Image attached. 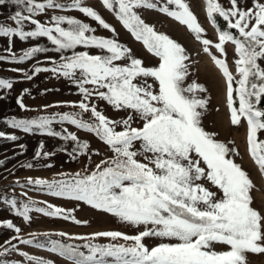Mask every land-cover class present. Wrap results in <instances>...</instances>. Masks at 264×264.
I'll return each instance as SVG.
<instances>
[{
    "label": "snow or ice",
    "instance_id": "1",
    "mask_svg": "<svg viewBox=\"0 0 264 264\" xmlns=\"http://www.w3.org/2000/svg\"><path fill=\"white\" fill-rule=\"evenodd\" d=\"M98 3L157 63L146 64L87 0H0V6L17 8L7 18L11 26L0 23V38H6L7 53L0 55V62L22 64L38 54H58V58L46 57L50 67L33 65L31 74L22 68L12 71L21 73L27 81L38 74L51 73L53 78L73 85L75 94L81 97L78 101L44 106H66L76 111L5 119L4 123L26 134L39 133L71 143L68 154L73 160L81 156L90 160L92 155L103 154L76 132L66 127L57 131L54 125L74 126L102 142L111 155H105L90 172L61 174L63 178L51 182L29 178L20 187L34 186L52 197L83 202L141 230L133 235L101 231L90 237L69 236L70 240L84 241L76 244L52 239L45 232L46 242H41L35 233L31 238H22L21 227L11 219L2 220L0 228L14 234L0 244V257L17 253L27 264H55L51 259L22 251L20 245H25L46 249L68 264H264V207L255 206L252 193L256 185L235 161L240 153L229 146L231 142L206 130L204 120L210 111V97L203 84L189 82L192 62L187 50L146 16L156 13L185 26L202 44L203 52L211 55L225 84L230 125L245 128L247 152L264 174V140L260 139L264 134V0H228L227 7L219 0H206L207 18L216 26L217 42L203 38L205 29L187 0ZM49 10H75L92 23L64 14H53L42 22L40 17ZM217 16L226 22V30L218 26ZM26 25L31 26L30 30ZM98 29L109 35H98ZM15 38H46L50 46L37 43L17 55L13 51ZM229 43L234 49L235 72L227 59ZM13 87L12 80L0 78V90L11 91ZM48 91L52 89L45 90ZM25 94L30 95L28 89L15 103L27 112L31 109L24 103ZM6 98L0 95V101ZM101 103L124 115L109 117ZM0 138L13 142L19 139L3 131ZM19 147L24 149L25 145ZM55 154L45 150L42 140L34 158L47 159ZM22 195L27 196V192ZM4 202L25 223L32 221V213L81 223L72 210L50 203L36 206L33 200L18 202L14 197ZM98 238L126 243L92 242ZM147 239L159 242L149 246ZM0 264L21 262L0 260Z\"/></svg>",
    "mask_w": 264,
    "mask_h": 264
},
{
    "label": "rangeland",
    "instance_id": "2",
    "mask_svg": "<svg viewBox=\"0 0 264 264\" xmlns=\"http://www.w3.org/2000/svg\"><path fill=\"white\" fill-rule=\"evenodd\" d=\"M59 2L68 3L69 0H59ZM87 2L94 5L107 21L117 28L121 33V41L132 46L137 55L145 59L146 64L155 65L157 63L155 58H152L139 44H135L132 41L130 35L126 33L111 14L101 7L98 0H87ZM219 2L225 7L228 6V0H219ZM187 3L190 6V10L198 18L200 25L205 29V33L202 34L203 38H208L213 42H217L218 33L216 26L207 18L206 0H187ZM16 10L17 8L10 4L7 6H0V23L11 26L12 22L7 18ZM53 14L71 15L85 22L92 23L89 19L83 17L82 14L75 10L68 12L49 10L48 14L46 16H41L40 19L44 22ZM146 16L149 22L155 23L160 31L169 34L187 50L190 61L192 62L190 63L191 75L189 77V82H191V80H196L198 83L203 84L208 89L206 95L210 97V111L204 120V126L206 130L217 132L219 134V139L225 142H231L229 146L235 147L240 153V155L235 156L234 159L250 174V178L256 185L252 193L255 206L257 208L264 207V174L260 173L258 167L254 164V161L247 152L245 128L230 125V114L226 105L225 84L222 74L211 59V55L203 52L202 44L195 39L194 35L190 33L185 26L156 13H148ZM30 27L31 26L26 25L27 30H30ZM97 34L104 36L109 35L106 31L100 29H98ZM37 43L44 47L50 46L46 38H39L36 41H19L18 38H15L13 51H15L17 55H21L28 47L34 46ZM5 47L6 38H0V55H7L4 51ZM210 52L219 56V53H217L214 48H210ZM227 53L230 68L235 72L234 67H232L234 63V49L230 43L227 45ZM47 56L58 58V54L49 52L47 54H38L33 60L26 61L22 64L0 62V78L10 79L14 84L11 91L0 90V95H6L7 97L5 100L0 101V131L8 135L15 134L19 137L15 142L0 138V221L11 219L17 226L21 227L22 233L20 235L22 238H31V234L35 233L41 242H46L47 238L43 236L45 232L50 233L52 239L74 244L83 243L84 241L75 239L70 240L68 239L69 236L90 237L92 234L101 231H121L129 235L136 234L141 229L122 223L111 214H106L100 210H94L83 202H76L61 197H52L46 191H37L34 186H28L26 188L20 187V185L27 184L29 178L45 179L51 182L63 178L61 174L67 176H72L77 172L86 174V172H90L95 164L99 163L105 155H111V152L108 151L107 147L103 145L102 142H99L91 134H85L83 131L77 130L71 125H54V128L60 131L63 127H66L69 131L76 132L81 139H86L89 142L92 149L99 150L103 155H92L90 160L86 156L77 157V159L73 160L68 154L73 147L71 143H65L59 138H51L39 133L26 134L19 129H12L4 123L5 119L35 118L39 115L76 111V109L66 106L44 108L45 105H56L57 102L62 101H78L81 98L79 95L75 94L76 90L74 86L64 79H55L52 77L51 73H41L35 76L32 81H27L21 78V73L12 71L14 68H22L31 74L30 70L33 65L50 67V63L46 60ZM24 89H28L30 92V95H24V103L31 109V111L27 112L20 110L19 106L15 103L16 98ZM46 89H52V91L45 92ZM100 107L111 118H119L124 115V113L114 112L103 103L100 104ZM260 139L264 140V134L260 136ZM42 140L45 143V150L55 152L56 154L54 156L47 159L34 158L38 144ZM20 144L25 145V148L21 149L19 147ZM62 148H66L67 151H61L60 149ZM29 164H31L32 167H28ZM49 164L52 166L47 167L46 165ZM25 191L27 192V196L22 195ZM13 197L16 198L18 202L33 200L36 202V206H46L50 203L53 206L72 210L73 216L80 220L81 223L77 224L72 219L65 221L61 218L44 217L42 214L38 213H32V221L30 223H25L22 218L16 217L10 207L4 202L5 198L10 199ZM60 232H64L67 235L65 237H60L58 235ZM13 234L11 230L0 228V244H3L4 241L9 239ZM92 242L100 244L126 243L123 240L112 241L108 238H98ZM158 242L159 241L155 239H147L145 241L149 246H153ZM13 243H17V241H13ZM20 248L30 255H36L43 259H51L55 264H68L63 258L58 257L56 254L49 253L46 249H37L33 246L25 245H20ZM0 260H7L10 262L20 261L21 264H27V261L17 253H11L0 257ZM257 264H261V262L258 261Z\"/></svg>",
    "mask_w": 264,
    "mask_h": 264
},
{
    "label": "trees",
    "instance_id": "3",
    "mask_svg": "<svg viewBox=\"0 0 264 264\" xmlns=\"http://www.w3.org/2000/svg\"><path fill=\"white\" fill-rule=\"evenodd\" d=\"M216 19H217V24L221 28V30H226V22L223 21V19L219 16H217ZM232 31L235 32V30Z\"/></svg>",
    "mask_w": 264,
    "mask_h": 264
}]
</instances>
